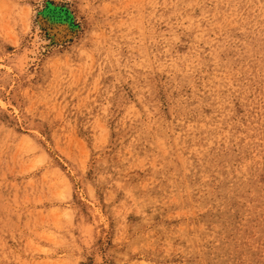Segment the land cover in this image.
I'll use <instances>...</instances> for the list:
<instances>
[{
    "label": "rangeland",
    "instance_id": "obj_1",
    "mask_svg": "<svg viewBox=\"0 0 264 264\" xmlns=\"http://www.w3.org/2000/svg\"><path fill=\"white\" fill-rule=\"evenodd\" d=\"M0 264H264V0H0Z\"/></svg>",
    "mask_w": 264,
    "mask_h": 264
},
{
    "label": "bare ground",
    "instance_id": "obj_2",
    "mask_svg": "<svg viewBox=\"0 0 264 264\" xmlns=\"http://www.w3.org/2000/svg\"><path fill=\"white\" fill-rule=\"evenodd\" d=\"M216 225V224H215ZM229 227V226H228ZM166 233V232H165ZM192 241V240H191ZM179 250V249H178Z\"/></svg>",
    "mask_w": 264,
    "mask_h": 264
}]
</instances>
